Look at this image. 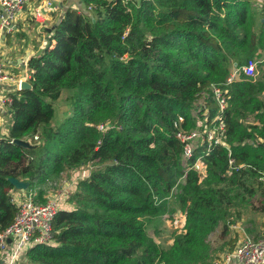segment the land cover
Wrapping results in <instances>:
<instances>
[{"label": "trees", "instance_id": "trees-1", "mask_svg": "<svg viewBox=\"0 0 264 264\" xmlns=\"http://www.w3.org/2000/svg\"><path fill=\"white\" fill-rule=\"evenodd\" d=\"M77 7L62 10L46 47L28 60L31 89L16 91L6 114L0 234L17 212L9 178L27 181L34 201L45 203L48 182L89 166L64 201L70 209L53 218V244L31 247L21 264H214L219 255L208 239L220 224L232 251L237 228L248 234L242 226L254 222L247 212L264 216V71L256 82L227 87L221 121L230 156L216 146L204 158L203 180L185 171L176 133L204 120L194 107L204 93V124L212 126L210 87L226 82L231 64L264 53V22L250 0H79ZM63 91L73 92V112L53 126L52 102ZM248 117L262 128L247 125ZM27 137L37 149L11 143ZM206 147H195L192 162ZM171 205L184 226L164 249L145 220Z\"/></svg>", "mask_w": 264, "mask_h": 264}, {"label": "built area", "instance_id": "built-area-1", "mask_svg": "<svg viewBox=\"0 0 264 264\" xmlns=\"http://www.w3.org/2000/svg\"><path fill=\"white\" fill-rule=\"evenodd\" d=\"M35 1L39 0H0V42L7 33L15 30V23L19 16L28 5ZM250 2L254 5L259 17H261L260 19L264 22V0H250ZM54 6L53 1L42 0L39 3V7L35 8V15L40 16L44 9L51 10ZM238 78H244V80L256 79L257 62L250 59L240 68L235 64L233 72L230 73L225 83L210 87L212 100L217 108V115L211 122L213 129H209L210 126L204 124L209 113L204 100L206 93L196 100L199 101L198 104H195L196 101L194 102L195 109L201 112L202 118H204V120H199L197 123L202 130L182 131L180 125L183 123V118L181 117L175 123V128L180 129L176 133V138L183 146L182 156L186 168L185 171L196 172L200 180H203L207 171L204 158L216 146L224 147L230 156V147L226 144V131L221 120L222 112L228 103L227 87L239 81ZM28 79V72L20 78L8 73L4 59L0 55L1 112H8L13 101V95L20 90V81H28ZM102 128L100 126V129ZM3 135H6V132ZM33 140L37 141L38 137L34 136ZM27 141L30 143L29 140ZM205 143L207 144L206 150L192 162L195 147L202 146ZM233 165V160L229 159V168L232 169ZM184 177L185 175L182 180ZM19 199L11 198L12 203L17 208V212L13 222L0 234V264H21L24 255L31 247L53 244L51 224L55 214L63 209L59 200L55 198L52 200L48 199L45 203H38L34 201L33 195L30 193ZM177 224L178 222L175 223V225ZM214 264H264V228L257 239L253 240L245 237L233 251L226 252Z\"/></svg>", "mask_w": 264, "mask_h": 264}, {"label": "rangeland", "instance_id": "rangeland-1", "mask_svg": "<svg viewBox=\"0 0 264 264\" xmlns=\"http://www.w3.org/2000/svg\"><path fill=\"white\" fill-rule=\"evenodd\" d=\"M257 17L259 19L261 18V17H259V15ZM252 59L257 62V78L251 79L250 81L256 82V80H259V78L262 75L261 71H264V53L261 52V53L255 55ZM235 64H233V65L231 64V67H230L231 73L233 72V67ZM260 66H262V67H260ZM238 68H240V67L238 66ZM238 79H239V81H241V79H244V78H238ZM206 95L207 94H205L204 96H206ZM72 97H73L72 91H63L61 93L59 99L52 102L54 110H55V116H54V120L52 123L53 126L59 125L67 117L71 116V114L73 112ZM198 103H199V101L195 102V104H198ZM0 117L1 118L4 117V112L0 111ZM253 119H254L253 117L246 118L245 121L247 122V125L250 124L251 122H253L254 121ZM8 120L10 122V117H8ZM9 122H6L7 123L6 130H8ZM250 125H253V124H250ZM258 125L260 128H262V124H258ZM195 129H200V128L197 125ZM209 129H213L212 126H210ZM200 130H202V129H200ZM28 138H30V137H27L26 139H28ZM26 139H24V140H26ZM37 141L39 142V139ZM90 169L91 168H89V166H85V168L77 169L74 172L71 171L67 174H63L60 177H56V178H54V180L48 182L44 186L45 192L49 193V195H47L48 197L46 198V200H48V199L52 200V199L57 198L60 202V205L62 207H64L65 205L63 203V200L66 201L67 196L70 194V192L73 191L74 186L76 185V183L79 179H82V178L88 176ZM25 182H27V181H25ZM25 192H27V191L25 190ZM13 196L16 199L20 200L19 196H15V195H13ZM24 198H26V197H24ZM24 198H22V199H24ZM257 199H259L258 196H255L253 198V200L255 202H257L256 201ZM168 210L171 212H167L164 216L145 220L147 234L160 247H162L164 249H167L170 247V245L172 244V242L174 240V237L180 232V230L184 226V221H183V217H182L183 215H182V212L180 211V209L171 205V206H169ZM253 214L254 213H248L247 212V214H246L247 216L245 217V219H247V218L248 219H251V218L255 219V217H254L255 215H253ZM257 221H259L258 228L260 226L264 225V216H262L261 218H258ZM176 222H178L177 225H175ZM250 224L251 223H249L248 221H245V224L242 227L246 226V228L248 229V230L247 229L246 230L249 232V234L255 233L252 231L257 230L258 228L254 229ZM222 233H223L222 224H220V226L217 227V229L210 235V237L208 239V242L210 244V246H209L210 251L214 254L215 257H218V255H220L219 249L221 248V246H225L227 244V242L225 243V241H223V240L227 241L228 236L221 238ZM249 234H246L247 235L246 238H252V237H250ZM226 249H228V247L225 246V250Z\"/></svg>", "mask_w": 264, "mask_h": 264}, {"label": "crops", "instance_id": "crops-1", "mask_svg": "<svg viewBox=\"0 0 264 264\" xmlns=\"http://www.w3.org/2000/svg\"><path fill=\"white\" fill-rule=\"evenodd\" d=\"M41 1L42 0L35 1L28 5L16 21L15 30L11 33H7L0 42V55L4 59L5 68L8 73L17 78L22 77L27 72L28 60L46 47L51 31L62 15V10L69 6L73 9H78L77 5H79V0H51L55 4L54 8L51 10L44 9L40 16H36L35 8L39 7ZM6 114L7 112L4 113L3 118L0 117V138L3 137V134L6 132V122H9V116L7 117ZM244 122L247 123L246 121ZM250 124L255 125L258 124V122L253 121ZM27 193L28 192H25V190L15 189L12 192V197L15 195L21 198L27 195ZM47 195H49L48 192L45 193V198L48 197ZM63 203L65 205L63 209H70L67 203L64 201ZM257 220L258 217L250 224L254 229L258 228L259 221ZM263 228L264 225L252 231L255 233H248L250 237H252L250 239H257ZM237 230L239 232V238L233 243L234 246L232 251L245 239V237H247L241 227H238ZM226 252L231 251L225 250L219 255V259Z\"/></svg>", "mask_w": 264, "mask_h": 264}, {"label": "water", "instance_id": "water-1", "mask_svg": "<svg viewBox=\"0 0 264 264\" xmlns=\"http://www.w3.org/2000/svg\"><path fill=\"white\" fill-rule=\"evenodd\" d=\"M19 87H20L19 88L20 90L31 89L30 83L28 81H25V80L20 81ZM12 143L16 144L18 146H21L23 148H26V149H37L38 148V145H32L28 141H24V140H20V139H14V140H12ZM8 181L15 187V189H18V190H27L28 186H29L28 182L20 181V180L15 179V178H9Z\"/></svg>", "mask_w": 264, "mask_h": 264}]
</instances>
